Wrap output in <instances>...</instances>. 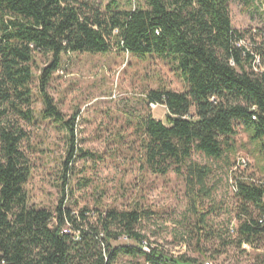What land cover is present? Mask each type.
Masks as SVG:
<instances>
[{
    "label": "trees",
    "instance_id": "16d2710c",
    "mask_svg": "<svg viewBox=\"0 0 264 264\" xmlns=\"http://www.w3.org/2000/svg\"><path fill=\"white\" fill-rule=\"evenodd\" d=\"M230 2L143 0L127 9L117 1L101 7L88 0H0V264H116L122 254L143 257L145 264H203L172 257L149 242L144 247L147 238L139 226L148 211L141 208L75 211L66 204L67 184L54 210L31 204L26 187L32 163L22 147L28 132L20 121H36L34 62L44 55L49 62L40 74V115L66 131L67 171L77 153L94 154L77 147L76 115L66 120L48 90L63 57L116 49L161 58L181 76L186 90L160 88L147 94L167 114L165 121L149 114L138 124L144 163L162 176L173 169L189 189L208 193L213 169L193 160L194 152L223 159L239 125L264 151V29L235 28ZM247 38L252 52L237 45ZM253 53L261 58L257 70ZM237 181L240 213L253 223L241 215L237 234H228L238 236L240 247L244 241L264 246V229L255 220L264 212V185ZM199 197L192 195V208L201 242L213 230H207L210 212L199 209ZM123 237L136 245H113ZM256 258L264 264V256Z\"/></svg>",
    "mask_w": 264,
    "mask_h": 264
},
{
    "label": "rangeland",
    "instance_id": "374dc122",
    "mask_svg": "<svg viewBox=\"0 0 264 264\" xmlns=\"http://www.w3.org/2000/svg\"><path fill=\"white\" fill-rule=\"evenodd\" d=\"M88 1L101 7L117 1L127 9L143 2ZM230 14L233 26L239 30L264 29V0H231ZM247 44L252 48L249 38ZM48 62L44 55H37L34 62L32 108L36 121H20L28 132L22 147L32 163L26 187L31 204L54 210L67 184L66 204L75 211H148L139 230L149 243L172 257L203 261L214 256L217 264H259L258 253L244 252L237 243L238 236L228 234L231 222L246 215L240 213L231 182L241 175L263 177L264 151L259 141H252L239 125L232 139L233 148L223 159L214 160L194 152L193 160L213 169L207 182L208 193L189 189L184 177L173 169L165 176L155 174L144 163L138 124L149 114L165 121L167 108L161 104L153 107L147 94L160 88L184 91V80L171 64L155 56L144 59L116 49L108 54H71L63 57L62 67L54 74L48 90L66 120L76 115L77 147L94 157H83L79 152L66 171V131L40 115L44 109L39 95L40 74ZM239 157L249 160V168L234 172ZM194 193L200 195L199 209L210 212L207 230H213L210 238L201 242L192 208ZM251 211L255 213L253 208ZM225 240L230 241L226 244ZM136 243L124 238L113 241L114 246ZM116 264H145V259L122 254Z\"/></svg>",
    "mask_w": 264,
    "mask_h": 264
},
{
    "label": "built area",
    "instance_id": "2783aa9c",
    "mask_svg": "<svg viewBox=\"0 0 264 264\" xmlns=\"http://www.w3.org/2000/svg\"><path fill=\"white\" fill-rule=\"evenodd\" d=\"M238 46H241V47H245L248 51H251V47L248 46L247 44V40L246 39H243L241 40L238 44ZM252 46V44H251ZM252 52V51H251ZM254 60H253V66L256 67L259 66L261 64V58L259 55H256L254 54ZM257 70V69H256ZM151 105L153 107H156L158 106L159 104L158 103H151ZM255 118V117H254ZM249 160L247 158H244V157H239L236 161V164L234 166V172H237V171H245L249 168ZM239 178H243V179H253L255 180L257 183H259L260 185H264V177L262 178H251L249 176H246V175H241ZM238 177L233 180L230 184V188H231V191L233 192V194H237L239 192V184H238ZM264 200V199H263ZM255 220H256V224L259 225L261 228L264 229V212L261 214V215H257L255 217ZM242 221H247L249 223H253V221H251L249 219V217L243 215V218H242ZM240 222L238 219H235L234 221L231 222V224L229 225L228 227V231L231 235H236L237 232H238V228H239V225H240ZM67 232V231H65ZM71 232V231H69ZM78 233H75L74 235L77 236ZM77 239H79V236L76 237ZM124 239L128 240L127 237H123ZM143 244H144V247H146L148 245V241L147 240H144L143 241ZM151 244V243H150ZM152 246H154L152 244ZM242 250L244 252H247L249 254L252 253V251H255L256 253H258L259 255H262L264 256V246H261V247H257L256 245H253V244H250V243H247V242H243L242 243ZM2 264V263H1ZM172 264H175V263H172ZM203 264H217L212 258H207L203 261Z\"/></svg>",
    "mask_w": 264,
    "mask_h": 264
}]
</instances>
